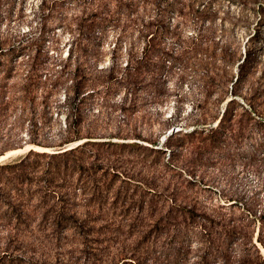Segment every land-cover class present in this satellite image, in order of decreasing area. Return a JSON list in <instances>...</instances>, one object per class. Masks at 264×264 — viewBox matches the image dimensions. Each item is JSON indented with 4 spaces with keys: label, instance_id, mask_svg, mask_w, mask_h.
<instances>
[{
    "label": "rangeland",
    "instance_id": "1",
    "mask_svg": "<svg viewBox=\"0 0 264 264\" xmlns=\"http://www.w3.org/2000/svg\"><path fill=\"white\" fill-rule=\"evenodd\" d=\"M76 80L87 83L78 96ZM226 105L242 135L189 134L214 126ZM258 116L264 123V0H0V155L49 148L0 163L91 141L60 192V222L41 216L52 197L38 179L23 185L24 197L32 194L24 203L0 192V264H106L122 242L150 250L147 264H175L176 249L198 239L199 215L238 218L245 203L264 210ZM172 128L180 135L166 162L158 148ZM46 161L27 162L40 178ZM12 174L0 173V187ZM21 207L31 216L10 215ZM174 215L183 235L171 239L162 225ZM251 229L264 258L258 223ZM192 259L190 251L176 264Z\"/></svg>",
    "mask_w": 264,
    "mask_h": 264
},
{
    "label": "trees",
    "instance_id": "2",
    "mask_svg": "<svg viewBox=\"0 0 264 264\" xmlns=\"http://www.w3.org/2000/svg\"><path fill=\"white\" fill-rule=\"evenodd\" d=\"M252 52L253 51L251 49H247L244 52L241 61L237 63L238 73L236 80L240 77V72L248 63L250 54ZM208 71L209 69H207L205 73L206 76H208ZM86 86L87 83L85 84L80 80H76L72 84L74 94L78 96L81 90ZM257 122L260 125H264L263 117L258 116ZM219 129L223 131L221 136L225 137L227 136L231 138L234 135L235 130H240V135L243 134L244 127L241 125V121L239 119H235L234 113L229 110V107L227 105L221 111V114L214 126L210 125L208 127H205L196 125L190 130L189 134L199 135L204 131L214 134ZM177 135H180L179 130L167 134V136H165L163 145L158 148V151L162 152L165 151L163 150L164 146L168 151L166 162L173 152V149L171 148V139ZM90 142V140H86L75 146L73 145L69 148L64 147L57 152L49 154L45 152H34L30 149L24 156L18 158L12 163H0V173H3L4 170L9 169L10 172L13 173L12 175H14L13 181L6 184L10 185V187L6 189L0 187V192L5 190L7 192V195L10 192V194H13L12 196L15 197V199H20L21 202L24 203V200L28 201L29 199H31L32 194L24 197L26 192L29 193V189L24 190L23 185L27 184L28 182L33 183L34 179H38L36 180V182L40 183L41 188L47 190V192H49L50 196L52 197V204L47 205V207L45 205L46 209L44 213L41 214V216L44 217L45 221H52V223H58V221L60 222L63 217V211L65 210V205L62 206L59 203L60 200L63 201V194H61L60 192H62V190L67 187V185H70L72 183L68 182V175L72 172L74 173L80 171L81 165L79 162H77V155L78 153L82 152V148ZM130 144L131 143H121L116 145H119V147H124L129 146ZM107 145L111 146L113 144L108 143ZM131 145L149 151H152L154 149L146 148L145 146H141L137 143ZM122 151H120V153H123ZM31 156L48 158V161H46L45 165L42 168V175L40 178L36 176L37 167L27 162ZM112 170H114L115 172V168H112ZM76 180L78 181L79 178L75 179V182ZM2 185L3 183L0 184V186ZM37 190L38 189H36V191ZM38 200H40L41 203L45 202L43 196L41 198H38ZM187 206L188 207H186L185 205H181V203H176V210H180L182 208L186 212L195 216L194 207L188 204ZM240 206L242 211L245 212V215L238 216V218H232L229 214L224 213H221V215L217 217L210 216L207 213L199 215V219L195 221L194 224L195 227L198 228V239L196 240L195 244H192V241L188 240L187 243L182 244L176 249L175 254L177 255V259L175 260V264L176 262H179L180 259H183L185 261L186 255H188L190 251L193 252V259L189 260V264H264V258H261L258 253V249L252 242L253 232L251 229L252 225L258 223L256 238L257 241L264 246V210H257L255 208H252L247 203L241 204ZM13 207L11 206V209ZM15 210L10 214L12 216H15V219L31 216L27 209L23 207H21L20 209L15 208ZM188 219H190L189 216H187L185 220L187 221ZM177 221V216L174 215L171 219V222H167V227H165L166 225H162L163 228L166 229L165 231L168 232L169 230H171V233H168L171 239H175L179 234L180 236L183 235L181 231V225ZM115 233L118 235L122 234V228H117ZM235 242L237 243L238 247L236 249L231 248L233 243ZM170 253L171 252H169V254ZM150 255V250H146L145 248L142 250L136 246H133L128 250L126 248V245H124L122 242L121 246L116 248V250L112 252L108 257L106 264H147Z\"/></svg>",
    "mask_w": 264,
    "mask_h": 264
},
{
    "label": "bare ground",
    "instance_id": "3",
    "mask_svg": "<svg viewBox=\"0 0 264 264\" xmlns=\"http://www.w3.org/2000/svg\"><path fill=\"white\" fill-rule=\"evenodd\" d=\"M178 129H180V127H178ZM71 146H73V145L71 144V145L67 146V148H69ZM28 148H34L35 150H41V151H49V148L45 147V146L25 144L24 148L10 149V150H7L4 154H1L0 155V161L4 160L5 158L9 157L12 154H15V153L22 151V149H24V151H26Z\"/></svg>",
    "mask_w": 264,
    "mask_h": 264
},
{
    "label": "water",
    "instance_id": "4",
    "mask_svg": "<svg viewBox=\"0 0 264 264\" xmlns=\"http://www.w3.org/2000/svg\"><path fill=\"white\" fill-rule=\"evenodd\" d=\"M175 129H176V128H172V130H171V131H175Z\"/></svg>",
    "mask_w": 264,
    "mask_h": 264
}]
</instances>
